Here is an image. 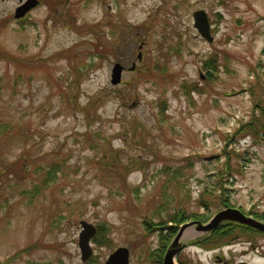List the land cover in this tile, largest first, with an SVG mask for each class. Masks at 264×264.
<instances>
[{
    "label": "rangeland",
    "instance_id": "obj_1",
    "mask_svg": "<svg viewBox=\"0 0 264 264\" xmlns=\"http://www.w3.org/2000/svg\"><path fill=\"white\" fill-rule=\"evenodd\" d=\"M25 1L0 0V264H105L119 246L163 264L188 214L264 212V0H40L16 17ZM81 220L98 227L87 261ZM252 229L207 250L189 226L176 263L264 264Z\"/></svg>",
    "mask_w": 264,
    "mask_h": 264
},
{
    "label": "water",
    "instance_id": "obj_2",
    "mask_svg": "<svg viewBox=\"0 0 264 264\" xmlns=\"http://www.w3.org/2000/svg\"><path fill=\"white\" fill-rule=\"evenodd\" d=\"M39 0H26L23 4H20V6L17 7L15 16L16 17H22L26 12L37 5ZM208 13L204 9H198L194 12V25L198 32L201 34V37L206 38L209 42H212L214 40V36L211 32V23L209 20V16H207ZM124 70V66L119 63L115 62L114 67L112 69V75H111V83L118 84L120 83L122 78V71ZM236 221L247 224L249 226H252L256 228L257 230H261L264 232V222L255 219L251 216H247L244 212L239 210V208H233V207H227L226 209L219 210L218 213H215V215L207 222L202 221H191L183 224L177 235H175V238L171 245L169 246L166 255L164 257V264H176L175 258L176 253L180 251L182 248V244H180V238L184 235V231L187 227L192 226L199 235H195L193 238L200 237L208 231H211L214 229L219 223L223 221ZM81 226L82 230L79 234V249L81 250V255L83 260H87L92 255V246H91V239L95 236L97 233L96 226L88 222L86 220H81ZM129 249L127 247H119L114 252H112L108 259L106 260V264H130L129 262Z\"/></svg>",
    "mask_w": 264,
    "mask_h": 264
},
{
    "label": "trees",
    "instance_id": "obj_3",
    "mask_svg": "<svg viewBox=\"0 0 264 264\" xmlns=\"http://www.w3.org/2000/svg\"><path fill=\"white\" fill-rule=\"evenodd\" d=\"M13 57H15V56H13ZM211 63L213 64V61H211ZM260 119L262 121L259 120L257 122V128L258 129L255 130V129L252 128V133H254V135H257V136H260L261 137L262 136L261 133L264 134V111H262V114H261ZM0 125L3 127V128H0V131H5V130H6V132L9 131L8 130L9 123H7L5 121H0ZM241 130H243V128H241ZM263 137H264V135H263ZM257 138H259V137H257ZM59 165L60 164H58V162L55 161V164H53L50 167V169L47 171L46 179L56 178L57 177V174L56 173L60 170ZM229 169L231 171L232 168L229 167ZM46 179H44V181H43L44 183H45V180ZM221 186H223V185L221 184ZM40 187L39 186H35V188H40ZM219 201H221V203L223 204V207L232 206V204L230 203L228 197L222 198ZM255 215H256V218L257 217H260L261 219H264V212H257L256 211ZM180 217H182V215ZM193 219H197V220L202 219V220H205L206 221L208 219V216H207L206 213H197V212H195L193 214H190V215L188 214V216H185L183 220H180L179 221V224L180 223H185L188 220H193ZM154 228L158 229L157 227H154ZM154 228H152V229H154ZM170 229H175V228L174 227H170ZM240 229L241 230H244V233L245 234H247V233L250 234V232H249L248 229H251V228L249 226H246L244 224L237 223V221L236 222H226L225 224H222L219 227L213 229L212 231H210L208 234L204 235L203 237H201L199 239H196V241H197L196 243L201 244V246L203 245L206 248L219 247L220 245L226 244L228 242L227 241L228 240L227 238L229 236L232 235V236L235 237L236 234L234 232L237 231V230H240ZM252 230H255V229H252ZM255 231H257V230H255ZM161 257H162V254H161L160 258Z\"/></svg>",
    "mask_w": 264,
    "mask_h": 264
},
{
    "label": "bare ground",
    "instance_id": "obj_4",
    "mask_svg": "<svg viewBox=\"0 0 264 264\" xmlns=\"http://www.w3.org/2000/svg\"><path fill=\"white\" fill-rule=\"evenodd\" d=\"M190 233H191L192 235H194V233H193V232H190ZM190 233H185V235H186V236H189V235H190ZM192 235H191V236H192Z\"/></svg>",
    "mask_w": 264,
    "mask_h": 264
}]
</instances>
